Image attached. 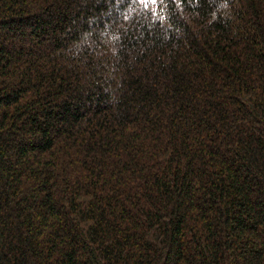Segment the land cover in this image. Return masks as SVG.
Returning a JSON list of instances; mask_svg holds the SVG:
<instances>
[{"label":"trees","instance_id":"16d2710c","mask_svg":"<svg viewBox=\"0 0 264 264\" xmlns=\"http://www.w3.org/2000/svg\"><path fill=\"white\" fill-rule=\"evenodd\" d=\"M0 264H264V0H0Z\"/></svg>","mask_w":264,"mask_h":264}]
</instances>
